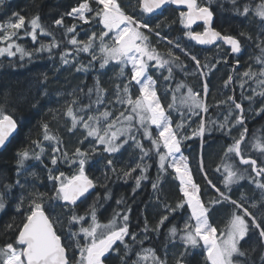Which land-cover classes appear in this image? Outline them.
<instances>
[{"label": "trees", "instance_id": "obj_1", "mask_svg": "<svg viewBox=\"0 0 264 264\" xmlns=\"http://www.w3.org/2000/svg\"><path fill=\"white\" fill-rule=\"evenodd\" d=\"M80 2H83V0H5L4 5L0 6L1 22H9L16 18L12 16L13 12L25 16L26 19L30 16V13L37 14L42 19L41 25L51 33L48 36H39L41 41L31 51L25 49L32 52L31 57L25 56L21 59L19 54L10 58L0 57V104H3L5 96L9 97V103L5 106V111L15 119L18 125L17 133L0 153V194H3L6 199V207L3 211H0V245L9 242L15 235L14 232L6 228V225L13 222L19 224L23 218L22 213H17L14 206L18 202L19 196L23 194L27 197L28 190L48 193L54 191L52 187L54 182L48 180V168L53 167L50 163V157L53 155L52 149L59 147L60 151L56 155L62 156L65 151L71 155L77 147L89 152H91L92 147H96L97 152L90 155L89 163L85 165V174L95 182V190L86 199L77 203V214L84 216L85 211L94 202H96V216L100 224H107L115 213L119 212L120 216L117 217L119 226L123 223V215L128 214L129 230L136 233L137 239L133 241L131 236L125 237V241L130 245L127 264H133V261L137 260V254L142 249L147 248L153 249L158 258L166 259L167 264H175L176 258L185 251L184 245L176 239L175 241L171 238L166 239V236L172 225L175 224L178 227L181 215L189 213L186 206L183 210H177L169 214L168 221L161 226L159 232L151 230L156 227L162 215L168 214L165 205L175 207L176 203L183 199L178 179H176L174 173L169 169L166 173H159L158 156L145 143L143 145L146 149H149V156L145 157L143 161L140 160L141 153L139 149L135 148L132 142L126 144L118 153L109 156L108 153L103 152V146L97 145L92 137L84 140L83 144L80 143L87 136V132L81 125H78L72 132L68 130L72 121L66 115V109L73 99L77 101L73 105L77 117H84V113L89 114L93 111H96L99 115L109 112L111 119L108 122H111L121 112H125V114L130 112V106L117 103L116 96L118 87L121 94H123L124 85L129 83L131 67H123V74L121 73L122 67L116 63H110L104 69H100L99 64L101 61L98 59L93 61V66L88 67L87 70L76 71L77 66L88 65L92 58L82 52L77 54L75 52L76 46L68 42L73 34L68 33L66 36L65 27L57 26L54 23L56 19H60L63 15L64 24L66 26L75 25L76 30L96 27L99 24L98 18L96 20L91 19L92 15L90 13L87 16L90 20L88 24L64 15V13L71 11L72 7H77ZM238 2L242 4L243 0H238ZM252 2L258 4L260 0H252ZM89 3L95 10L96 4L91 0H89ZM118 3L124 6L126 12L137 17L144 15L136 6L135 0H118ZM233 7L228 0H217L212 5L215 12L214 28L222 33L231 34L242 41L240 55L233 58L229 57L230 50L223 43L205 48L192 42L184 34L186 30L180 24V11L184 10L169 5L160 12L151 15L153 27L157 22H160L161 28L157 30L161 31L163 36L178 41L191 55L199 58L202 66L207 62L215 65V67L197 69L195 61L190 56H185L179 48H174L172 51L180 57L183 68L173 66V76L168 81L164 80V76L168 75L167 69L161 70L163 75L157 73L155 69H150V74L157 81V95L162 106L166 109V114L170 115L174 128L177 123L182 121L181 112L184 113V127L179 131L188 136H192L193 131L198 128L201 117L205 118L206 126H208L209 119L218 123L224 122L225 117L228 116L231 110L232 115L229 117V121H234L236 115H239L240 112L235 109L231 101L227 100L228 96L233 97L237 103L241 104L244 110V125H237L232 128L230 136L222 134L219 130L205 132L203 144L199 136H192V139L182 142L181 152L187 158L189 171L192 174L194 183L199 187V196L203 202L217 197V194L208 183L209 180L216 188L226 191L223 183L227 175L224 165H232L234 169L239 171H244L248 167L245 179L231 185V191L228 192L232 199L240 201L244 204V207L248 208L249 204L245 203L241 197L243 196L249 202L252 200L258 201L262 190L257 189L254 183H249L248 177H255L249 166L241 167L234 153L225 156L226 149L222 151V148L232 144L233 138H239L240 132L246 127L248 136L244 145H242L245 147V156L256 159L259 166H264V156L251 146L255 138H259L261 142H264V112L257 114V110L264 104V97L254 96V90L256 93L264 91V85L258 83L264 77H260L258 74L251 79L243 76V73L249 68L258 73V70L262 67L261 64L257 63V58L262 57L261 50L257 47V44L261 42V38L258 36L260 29L256 27L252 17L245 19L243 16L235 15ZM161 12L162 14H160ZM198 25L200 27L195 26L193 29L202 31V24ZM241 31L249 33L252 38L249 40L239 36ZM149 35L151 46L156 48L162 56L168 58L167 53L171 46L167 44L166 40L159 41L158 37ZM53 39L58 42V47L52 48L50 52L37 53L33 51L39 48L41 43L50 44ZM84 40L87 41L88 39ZM82 46L81 44L80 47ZM70 51L74 54L76 60L69 62V64H63L60 60V54ZM217 61L219 62L217 63ZM151 63H154V61ZM233 63H238L237 68H234ZM200 72H203L204 75H199ZM229 76H232L233 80L225 87V81L228 80ZM97 82H99L100 94L104 97V102L99 105L94 103L97 95ZM180 83L185 84L186 87L176 91L177 85ZM205 84L209 88L206 97L203 91ZM241 84H243V87H241ZM188 87L199 94V98L206 103L208 106L207 113L197 109L196 113L198 114H193L188 111L186 105L181 104V98L187 94ZM89 89H93L91 96H89ZM130 91L133 99L139 95V86L134 81L131 82ZM174 95L176 97L175 101L173 100ZM253 96V101L246 99V97ZM222 101L224 103H221ZM33 102L36 104L35 107L32 106ZM90 103L91 108L85 109V106ZM169 104H174V108L168 109ZM229 106H231V109ZM81 109H85V111H81ZM43 123L49 125L50 135L57 137L59 143L43 140L41 130V124ZM97 123L99 124L100 121ZM212 127L215 128L216 126L213 125ZM33 140H40L45 148V152L42 154L43 163L31 159L25 161L24 174L19 179L22 184H26L28 187L26 189L14 187L11 193H8L4 185L15 184L17 179L16 153L24 149L40 151L32 143ZM107 159L113 160L116 168L115 173L107 166ZM201 159H203L207 180L205 179V172L203 173L200 170ZM137 163L147 166V172L144 174L148 177L141 181L138 188L135 185V177L141 174L138 168L128 178L123 175L125 170L135 168ZM218 166H220L219 171H217ZM55 168L58 171H63L66 176L73 175L76 170V166H70L63 159L58 162ZM212 170L217 172L216 177L212 174ZM58 171L54 174H58ZM32 172H35L36 175H30ZM105 172L108 173L107 179H105ZM158 177L160 186L154 191L152 183L157 181ZM105 196L108 198L105 199ZM118 200L121 201L120 204H117ZM25 207H27V200H25ZM69 207L73 206L70 205ZM233 209L234 206L230 204L217 206L214 215L222 219L228 213L231 215ZM61 218L63 224L56 225L55 230L61 235L62 242L67 243L68 219L66 215ZM146 221L150 229L148 232L142 230ZM90 222L91 217L85 216V220L81 221L80 224H74L73 228L78 230L81 225L87 227ZM178 229H181V227H178ZM79 239L83 242V235ZM173 244H179L178 247L180 248L173 246ZM114 248H119V255L116 252L108 254L106 264H121L120 257L124 255V247L117 242ZM74 252L78 257L79 253L76 252L74 246L69 249L67 254L72 257ZM260 255L259 249L254 252H247L249 259H255ZM184 259L186 264H208L207 259L201 252H191L189 248ZM141 264H152V262L151 260L141 261Z\"/></svg>", "mask_w": 264, "mask_h": 264}, {"label": "snow or ice", "instance_id": "obj_2", "mask_svg": "<svg viewBox=\"0 0 264 264\" xmlns=\"http://www.w3.org/2000/svg\"><path fill=\"white\" fill-rule=\"evenodd\" d=\"M5 0H0V6L4 5ZM136 6L140 12L144 15L139 17L126 12L124 6L118 3V0H95L96 9L90 6L89 0H83L77 7H72L71 11L64 13V15L73 17V19L82 21L85 24L90 23L86 13H93L91 19L96 20L103 26L99 36L96 32H93L89 36L87 41H79L76 38V26H66L64 24L63 15L60 19L54 21L55 25L65 27V35L73 33L68 42L76 46L75 52L79 54L90 53V50L94 47L96 40L100 42V53L98 57L95 54L92 55V60L88 65L77 66L76 71L87 70L88 67L93 66V61L100 59L99 67L104 69L110 61L127 66L131 65V77L129 83L123 87V94H121L118 87L116 102L121 105H128L131 107V111L128 114L121 112L115 120L107 124L106 128L101 134V129L96 126L95 122H98L100 117L88 115L87 119L83 116L77 117L74 113L73 105L77 103L73 99L66 109V115L71 118V127L68 129L72 132L78 125H81L87 132V136L80 141L84 143L88 137H92L97 145H103V152L108 153L111 156L114 153H118L129 141H132V145L139 149L141 153L140 160L143 161L145 157L149 156V149L141 143V140L135 135L139 131H143V139L151 140V148L156 150L159 163V173H166L167 168L173 169L180 180V191L183 194V199L178 201L175 207L171 205H165L166 212L168 214L162 215L152 231L159 232L161 226L165 224L169 219V214L176 212L177 210L186 209L190 212V216L185 220L183 229H178L177 225H172L168 229L166 239L171 238L173 241L179 237L180 242L184 245L185 251L176 258L175 264H186L184 257L187 255V249L190 247L196 249L201 242H203V250L208 261V264H245V261L236 259L237 257H245L247 251L261 252L260 264H264V248H260L261 244H264V182H261L259 177L264 176V166L257 165V160L245 156V137L247 128H243L240 132L239 138H233V143L230 144L225 152V156L228 154H235V157L239 158L241 165H250L251 172L256 173V177H248L249 183H254L257 189L262 190L261 197L258 201H247L243 196L241 197L245 203L249 204V207H244V204L240 201L234 200L228 194L231 191V185L239 183L240 180L245 179L247 169L244 171L236 170L232 165H224V170L227 173L223 183L226 191H222L216 188L214 184L209 180V185L215 189L217 197L211 198L207 202H203L200 196L199 187L193 183L192 174L189 171V165L187 158L181 153L182 142L187 139H192V136H199L203 144V137L205 132H211L213 130H219L222 134L230 136L232 128L237 125H244L245 117L244 110L240 103H237L233 97L228 96L227 100L234 104L235 109L240 110V114L236 115L234 121H229V117L232 115V111H229L228 116L225 117L224 122L218 123L215 120L208 121L206 126L205 118H200L199 126L193 131L192 136L182 134L179 129L184 127V113L181 112L182 121L173 127V121L170 115L166 114V109L162 106L160 98L157 96L156 83L157 81L150 74V69H155L157 73L163 75L161 70L167 69L168 75L164 76V80L168 81L173 76V66L177 68H183V63L180 62V57L175 55L172 51L174 48H179L185 56L195 61L197 69L201 67L213 68L215 65L205 63L203 66L198 57L191 55L184 47L180 45L178 41L168 39L163 36L161 31L157 29L161 28L160 22H157L153 27L151 20L152 16L149 14L157 13V10H163L166 6L177 5L183 6L187 11H180V24L186 30L185 35L196 42L199 45H213L217 41H223L225 45H229L232 53H240L242 51V41L237 37L222 33L213 27L215 12L212 9V5L217 0H135ZM233 7L235 15L243 16L245 19L252 17L256 24V27L260 29L258 36L261 38V42L257 44L260 48L262 57L257 58V63L262 67L256 71L251 68L243 73V76L255 78L257 74L260 77H264V0H260V3L255 4L252 0H243V3H239L238 0H228ZM162 14V12L160 13ZM15 20H10L6 25H0V30H3L4 35L0 36V43L7 42L6 47H0V56L5 54L8 57H13L17 54L23 59L25 56L31 57L32 52L26 51L23 47L13 41V37L17 36L20 29L25 26V16L13 12ZM202 22L203 31H197L192 28L193 24ZM31 31H26L25 35L31 36L33 42L37 41V30L40 35H51L39 22V16H35L30 20ZM200 27V25H197ZM111 34V35H110ZM154 35L159 38V41L166 40L167 44L171 46L167 53V57L162 56L156 48L151 46L150 35ZM239 36L245 39H251V35L247 32L241 31ZM105 38H108L110 43L105 42ZM158 41V42H159ZM83 45L80 47V45ZM58 47V42L53 39L50 44L41 43L39 48L33 51L50 52L52 48ZM15 49V51H13ZM71 53L62 52L60 54V60L63 64H69V56ZM154 61V63H149ZM219 61H217L218 63ZM123 74V67L121 68ZM199 75L203 76L204 73L200 72ZM233 80L232 76L228 77L225 81V87ZM134 81L139 86V95L132 98L131 95V82ZM260 85H264V79L258 81ZM186 87L185 84L180 83L177 85L176 91ZM243 87V84H241ZM89 96L93 92V89H89ZM99 82H97V95L95 104L99 105L104 102V97L100 94ZM204 95H208L209 88L207 84L204 85ZM259 95L264 97V91L256 93L254 90V96ZM253 97H246L249 101L254 100ZM176 97L173 96L175 101ZM9 103V97L5 96L3 104H0V148L6 146L8 137L17 128L15 119L7 114L5 106ZM221 103H224L223 101ZM181 104L186 105L188 111L193 114L199 109L202 112L207 113L208 106L199 98V94L195 93L191 87H188L187 94L181 98ZM36 106L35 102L32 104ZM231 109V106H229ZM86 108H91V103ZM174 104H169L168 109H173ZM81 109V111H85ZM264 112V104L257 110V114ZM109 112H104L101 116L107 120ZM123 118V120H121ZM121 123V127L116 128L117 122ZM93 122V123H90ZM135 124H139V128L135 127ZM231 124V126H229ZM154 125L158 136H155L149 131V126ZM216 127L213 128L212 126ZM115 128V131H111ZM41 130L43 132L44 141H57V137L50 135L49 125L47 123L41 124ZM120 137H124L121 142ZM33 144L40 149L39 152L35 150L29 151L24 149L18 151L17 155V179L15 184L4 185L8 193H11L12 188L19 187L26 189L28 186L20 182L19 177L24 174L25 161L35 160L43 163L42 154L45 152V148L40 140H33ZM163 147L164 151L160 152L159 149ZM252 148L264 156V142H261L259 138H255L252 142ZM60 151L59 147L52 149L53 155L50 157V163L53 166L48 168V180L54 182L52 187L54 191L51 193L41 192L38 190H28V196L25 197L21 194L18 198V202L15 203V210L17 213H22V219L19 224L9 223L6 228L9 231L15 233L14 237L9 242L0 245V264H106L107 256L111 252H116L119 255V248H114V245L119 242L124 247V255L120 257L121 264H127V256L130 250V245L125 241L126 236H131L133 241H136L137 235L129 230V216L124 214L122 217L123 223L118 226L117 217L120 213L117 212L113 218L107 224H100L96 216V202L88 207L84 216H80L76 212L77 201L82 197H85L89 193L90 189H93L95 182L85 174V165L89 163L90 155L97 152L96 147L91 148V152L81 150L77 147L75 152L69 155L68 152H64L62 156H57L56 153ZM179 154V155H178ZM63 159L70 166H76V170L73 175L66 176L63 171H58L55 166ZM107 166L112 169V172H116L113 160L107 159ZM140 170V175L135 177L136 187H140L141 181L148 177L144 174L147 172V166L142 163H137L135 168L125 170L123 175L125 178L131 176L136 169ZM202 172H205V179L207 180V174L203 166V159H201ZM220 170V166L217 167V171ZM58 171V174L54 172ZM35 176V172L30 173ZM108 178V173L105 172V179ZM159 177L157 181L152 183L153 190H157L159 187ZM135 191V189H133ZM105 199L108 197L105 196ZM99 199V198H98ZM25 200H27V207H25ZM121 201L118 200L117 204ZM224 204H230L234 206L231 216L224 230L217 236V229L210 223L211 214L217 210V206H223ZM73 207H69V206ZM6 207V199L3 194H0V211H3ZM249 209H252L251 211ZM238 210V211H237ZM70 213V214H69ZM67 216V243L62 242V237L55 230L56 225L63 224L62 216ZM85 216L91 217V222L87 227L80 226L78 230L73 228L74 224H80L85 220ZM15 220V218H14ZM194 221V223H192ZM144 232H148L149 226L147 221L142 229ZM83 235V242L79 237ZM249 236L256 237L257 243L250 249H243L242 241H246ZM142 243V241H141ZM75 247L76 252L79 253L76 257L75 252L70 257L67 253L69 249ZM243 249V250H242ZM151 260L152 264H167L166 259H160L157 257L155 251L151 248L142 249L137 254V260L133 261V264H141V261L147 262Z\"/></svg>", "mask_w": 264, "mask_h": 264}, {"label": "rangeland", "instance_id": "obj_3", "mask_svg": "<svg viewBox=\"0 0 264 264\" xmlns=\"http://www.w3.org/2000/svg\"><path fill=\"white\" fill-rule=\"evenodd\" d=\"M92 2H94L95 3V0H91ZM92 16L94 15V12L93 13H90ZM86 16H88V13H86ZM72 19H73V17H71ZM16 18H14V19H12V20H15ZM74 20H76V19H74ZM80 22H82V21H80ZM8 22H1L0 21V25H6ZM83 23V22H82ZM103 29V26L102 25H99V24H97L96 25V27L95 26H93V27H90V28H85V29H83V30H76V32H75V35H76V38L79 40V41H85L84 39H88L89 38V36H91L92 35V33L93 32H96V34H97V36H99V33H100V31ZM26 31H31V26H30V23H28V22H26L25 23V26L22 28V29H20L19 31H18V33H17V36H15V37H13L12 39H13V41L15 42V43H17V44H19L21 47H23L24 49H30V51L33 49V47L34 46H36L40 41H41V38H39V36H42V35H40V33L38 32L37 33V41L36 42H33L32 41V39H31V36H28V35H25V32ZM69 34H73V33H69ZM4 35V32H3V30H0V36H3ZM111 35V34H110ZM84 37V38H83ZM20 39H22V40H20ZM105 42L106 43H110V41L108 40V38H105ZM7 46V42H5V43H0V47H6ZM13 51H15V49H13ZM68 53H71V51L70 52H68ZM83 53V52H82ZM84 54H86V55H89V56H91V58H92V55L93 54H95L96 56H101V53H100V42H99V40H96V42H95V45H94V47L90 50V53H84ZM0 57H8L6 54L4 55V56H0ZM10 58V57H9ZM69 58V61L70 62H74L76 59H75V56H74V54L73 53H71V55L68 57ZM110 63H116L115 61H110L109 62V64ZM149 63H151V62H149ZM117 65H119L120 67H131V65H127V66H122V65H120V64H118V63H116ZM155 87H156V85H155ZM158 96V95H157ZM130 111H131V107H130ZM84 115V119H87V116L88 115H93V116H97V117H100V119L98 120V122L100 121V123L98 124L97 122H95V124H96V126L97 127H99L100 129H101V134H103V130H104V128H106V126H107V124L108 123H110V122H108V120L109 119H111L110 118V116L107 118V120H105L101 115H99L96 111H93L92 113H84L83 114ZM121 120H123V118H121ZM105 122H108V123H105ZM90 123H93V122H90ZM118 127H121V123L118 121L117 122V124H116V128H118ZM135 127L136 128H139L140 126H139V124H135ZM116 129L115 128H113L111 131H115ZM149 131L150 132H152L155 136H158V133H157V131H156V128H155V126L154 125H151V126H149ZM135 135H137V137L141 140V143L143 144V143H145L147 146H150L151 147V140H146V139H143V131L141 130V131H139V132H137V133H135ZM124 139V137H120V140L119 141H117L118 143L119 142H121L122 140ZM129 142H132V141H129ZM103 146V145H102ZM153 151L156 153V150L155 149H153ZM159 151L160 152H163L164 151V149H163V147L161 146V148L159 149ZM182 153V152H181ZM183 154V153H182ZM179 155V154H178ZM157 166H158V168H159V163H158V159H157ZM167 169H169L170 171H172L173 173H174V176L176 177V179H178V182H179V185H180V180H179V178L177 177V174L173 171V169H171V168H167ZM262 182H264V181H262ZM213 189V188H212ZM198 194V193H197ZM190 215L189 214H186V215H181V218H180V220L178 221V227L180 228L181 227V229H183V227H184V222H185V220L189 217ZM176 240L180 243V244H182L181 242H180V240H179V237H177L176 238ZM183 245V244H182ZM173 246H175V247H177V248H180V247H178L179 246V244H173ZM179 250V249H178ZM189 250L191 251V252H196V251H199V252H204V250H203V242H201L200 243V245L196 248V249H192V248H190L189 247Z\"/></svg>", "mask_w": 264, "mask_h": 264}, {"label": "flooded vegetation", "instance_id": "obj_4", "mask_svg": "<svg viewBox=\"0 0 264 264\" xmlns=\"http://www.w3.org/2000/svg\"><path fill=\"white\" fill-rule=\"evenodd\" d=\"M174 6V5H173ZM35 16H37V14L36 15H33V14H31L30 13V16L26 19V22H28V23H30V20L33 18V17H35ZM39 16V15H38ZM41 21H42V19H41V17H39V22L41 23ZM39 32V30H37V33ZM228 147V146H227ZM227 147H223L222 148V151L223 150H225V149H227ZM234 156H235V154H234ZM236 158V157H235ZM236 160H237V158H236ZM238 162V161H237ZM235 163V162H234ZM236 164V163H235ZM239 164V163H238ZM213 166H215V164H213ZM258 167H259V165H258ZM249 168H250V170H251V166H249ZM246 169H248V167L246 168ZM204 173V172H203ZM219 173V172H218ZM252 173V172H251ZM205 174V173H204ZM212 174L216 177L218 174H217V172L216 171H214V170H212ZM253 174V173H252ZM254 175V174H253ZM255 176V175H254ZM256 177V176H255ZM259 179L261 180V182L262 181H264V176H262V177H259ZM193 180V179H192ZM193 183H194V181H193ZM211 187V186H210ZM211 189H212V187H211ZM214 192H215V194H217L216 193V191H215V189H212ZM198 195H199V192H198ZM202 200V199H201ZM189 215H190V212L188 213ZM230 216L231 215H229V213H228V215L227 216H225V217H223L222 219L220 218H217V217H215V215H214V212L211 214V216H210V220H209V223L213 226V227H215L216 229H217V236L219 237V235H220V232L222 231V230H224L225 229V227H226V225H227V223H228V220H229V218H230ZM192 223H194V221H192ZM256 243H257V240H256V237H254V236H249L248 238H246V241H242L241 242V244L243 245V249H250L251 247H253L254 245H256ZM264 247V244H261L260 245V248L261 247ZM242 249V250H243ZM248 252V251H247ZM247 252H246V255H245V257H237L236 259H239V260H243V261H245V264H260V257H256L255 259L254 258H252V259H249L248 257H247ZM201 253L205 256V254H204V252H202L201 251ZM205 258H206V256H205Z\"/></svg>", "mask_w": 264, "mask_h": 264}, {"label": "water", "instance_id": "obj_5", "mask_svg": "<svg viewBox=\"0 0 264 264\" xmlns=\"http://www.w3.org/2000/svg\"><path fill=\"white\" fill-rule=\"evenodd\" d=\"M174 7L175 8H178V9H182V10H184V11H187V9L186 8H184L183 6H177V5H174ZM161 10H157V13L158 12H160ZM156 14V13H155ZM149 15H154V14H149ZM214 19H215V16H214ZM198 24H202V22H197V24H193L192 25V28H194L195 26H197ZM213 27H214V23H213ZM216 29V28H215ZM217 30V29H216ZM203 31V30H202ZM192 42H194V43H196L195 41H193V40H191ZM219 43H223V41H217L215 44H213V45H199V44H197V45H199V46H202V47H205V48H209V47H212V46H214V45H216V44H219ZM224 44V43H223ZM225 45V44H224ZM227 48H229V50H230V54H229V57L230 58H233V57H238L239 55H240V53H238V54H236V53H232L231 52V48H230V46L229 45H225ZM233 66H234V68H237V66H238V63H233ZM240 111V110H239ZM17 130H18V125H17V128H16V130L14 131V132H12L11 133V135L8 137V139H7V141H6V146L9 144V142H10V140L12 139V137L17 133ZM247 134H248V131H247V133H246V137H245V140H246V138H247ZM6 146H4V147H2V148H0V153L4 150V148L6 147ZM237 158V157H236ZM250 158V157H249ZM237 161H238V163H239V158H237ZM239 165L241 166V167H247V166H250V165H241L240 163H239ZM257 165H258V163H257ZM253 173V172H252ZM255 176H256V173H253ZM94 190H95V187L93 188V189H90V191H89V193L88 194H86V196L85 197H82L79 201H77V203L78 202H81V201H83L84 199H86L92 192H94Z\"/></svg>", "mask_w": 264, "mask_h": 264}, {"label": "bare ground", "instance_id": "obj_6", "mask_svg": "<svg viewBox=\"0 0 264 264\" xmlns=\"http://www.w3.org/2000/svg\"><path fill=\"white\" fill-rule=\"evenodd\" d=\"M240 112V111H239ZM247 136H248V134H247Z\"/></svg>", "mask_w": 264, "mask_h": 264}]
</instances>
